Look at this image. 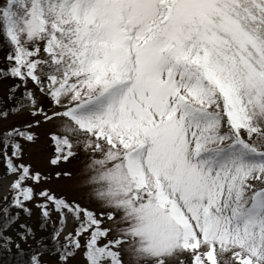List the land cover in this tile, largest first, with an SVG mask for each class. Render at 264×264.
<instances>
[{"label":"snow or ice","instance_id":"snow-or-ice-1","mask_svg":"<svg viewBox=\"0 0 264 264\" xmlns=\"http://www.w3.org/2000/svg\"><path fill=\"white\" fill-rule=\"evenodd\" d=\"M2 181L17 264H264V0H0Z\"/></svg>","mask_w":264,"mask_h":264},{"label":"rangeland","instance_id":"rangeland-1","mask_svg":"<svg viewBox=\"0 0 264 264\" xmlns=\"http://www.w3.org/2000/svg\"><path fill=\"white\" fill-rule=\"evenodd\" d=\"M48 126H42L40 129H37L40 133L41 139L29 149V154L26 157V160L30 162L35 168L40 169L41 171L48 170V160L47 158L52 154L53 148L51 147V141L48 140L45 136ZM87 161H76L73 160L68 164L61 165L62 168L70 170L73 172V177L71 179H62L60 182L54 185H47V187L54 188L57 192L64 191L69 195V198L79 199L82 204H86L87 200L85 197V189L82 187L81 182L86 178L82 173ZM8 181L0 182V199L8 194L7 191ZM39 212L35 210L33 216L34 221L38 220ZM73 227V222L70 220L68 227L65 232L71 231Z\"/></svg>","mask_w":264,"mask_h":264},{"label":"trees","instance_id":"trees-1","mask_svg":"<svg viewBox=\"0 0 264 264\" xmlns=\"http://www.w3.org/2000/svg\"><path fill=\"white\" fill-rule=\"evenodd\" d=\"M34 214H35V209H34ZM34 214H33V216H34ZM33 216L29 220L26 216L22 215L20 223H25L26 222V223L31 224L33 227H38L39 218H38V220L34 221V220H32ZM53 219H55V216L53 217ZM48 232H51V228L48 229ZM43 234L47 235L48 233L46 232V233H43ZM61 239H63V236L61 237ZM24 248H25V251H27V246H24ZM17 257H18V254H17V250H16L15 247H12L11 251L0 250V264H17Z\"/></svg>","mask_w":264,"mask_h":264}]
</instances>
